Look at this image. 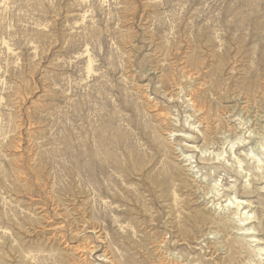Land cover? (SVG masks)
I'll return each instance as SVG.
<instances>
[{"label": "rangeland", "instance_id": "374dc122", "mask_svg": "<svg viewBox=\"0 0 264 264\" xmlns=\"http://www.w3.org/2000/svg\"><path fill=\"white\" fill-rule=\"evenodd\" d=\"M260 135L264 0H0V264H262Z\"/></svg>", "mask_w": 264, "mask_h": 264}, {"label": "bare ground", "instance_id": "6f19581e", "mask_svg": "<svg viewBox=\"0 0 264 264\" xmlns=\"http://www.w3.org/2000/svg\"><path fill=\"white\" fill-rule=\"evenodd\" d=\"M7 42V41H6ZM5 45L8 46V44L4 43ZM11 48V47H10ZM89 71H91L92 68V60L91 58L89 59V65H88ZM192 115H187V118H191ZM196 127V126H195ZM175 131H173L172 133H174ZM245 140V137L243 135H238L237 137H235L234 139H228L227 141V145H230V150L234 151L235 147L240 145L241 142H243ZM253 146H256L255 148L258 150H264V135H260V137H258L257 141L254 143ZM252 149V151L250 153H247V156L249 157L250 160H253L254 166L256 168L259 169V172L264 170V162L261 158H258L257 154L254 153V149ZM209 148H199V151L202 153V155L206 156L208 153L213 152L215 153L214 159H216L217 161H221L222 160H226V152L224 149L223 150H219L217 152L214 151H209ZM184 157L186 158V161H189V165H191L194 161H191V159L193 158V156L191 154H184ZM237 163H238V167L241 169V171H245L244 167H243V159L237 157ZM217 163V162H216ZM192 165L191 169H194ZM250 174L248 175L247 172H245V183L247 184H251V179H250ZM231 181V180H230ZM227 187L229 189H232L234 186L233 184L229 187V185H227ZM224 186L222 185V180H216L211 186L210 189L207 193V195H211V196H216L219 197L221 196V191L223 190ZM264 189V187H263ZM210 196V197H211ZM222 197V196H221ZM227 200L226 203L224 204L222 202V200L215 202V200H212V203L215 204L216 209H221V213H223V215L225 217H229L230 219H235L234 216H237L238 219H236V226L238 230L244 231L246 232V235L249 236L251 239L250 242H257L256 244V248H257V252H258V256L261 257L259 258L260 261H262L261 263L264 264V244L260 241H262L263 237H261V235L256 234V230H257V223H256V210H254L253 207V202L250 199H245V198H241L238 195H236V192H228L227 193ZM177 261V260H176ZM249 262L252 263L253 260L250 258Z\"/></svg>", "mask_w": 264, "mask_h": 264}]
</instances>
